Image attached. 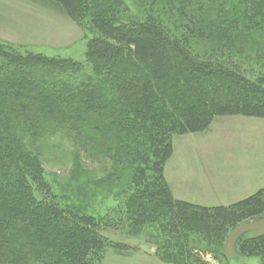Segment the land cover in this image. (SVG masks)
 <instances>
[{
    "label": "trees",
    "instance_id": "trees-1",
    "mask_svg": "<svg viewBox=\"0 0 264 264\" xmlns=\"http://www.w3.org/2000/svg\"><path fill=\"white\" fill-rule=\"evenodd\" d=\"M32 1L95 36L89 70L0 41V264H103L114 247L102 234L111 216L52 192L42 143L57 135L91 162H109L113 183L130 170L115 222L126 216L134 233L155 231L160 261L205 264L196 249L227 261L230 233L264 217V187L229 206H199L174 197L165 166L175 136L205 133L217 117L264 119V77L226 53L264 54V0H142L141 19L124 0ZM235 253L264 264V234L241 236Z\"/></svg>",
    "mask_w": 264,
    "mask_h": 264
},
{
    "label": "rangeland",
    "instance_id": "rangeland-1",
    "mask_svg": "<svg viewBox=\"0 0 264 264\" xmlns=\"http://www.w3.org/2000/svg\"><path fill=\"white\" fill-rule=\"evenodd\" d=\"M124 1L133 19L143 17L145 2ZM94 36L91 30L82 29L57 7L45 2L0 0V41L21 53L73 59L89 70L87 44ZM226 53L232 59L242 61L253 74L264 77V61L258 60L262 52L248 48L239 55ZM213 54L220 56L218 52ZM42 144L46 180L52 192L87 214L99 219L111 216L114 220L113 227L102 230L103 236L114 246L107 248L103 264H165L155 256V231L147 226L134 233L126 216L115 222L121 218L119 211L123 210L119 207L124 202L121 193L130 187L131 172L128 168L122 171V180L113 183L109 179L112 173L109 162H91L84 155L77 154L75 146L66 138L57 135ZM173 148V156L165 166V176L178 197L192 189L193 174L201 166L234 184L250 181L245 176L247 173H251L255 181H262L264 119L217 117L205 133L175 136ZM251 163L256 166L246 171V166ZM241 194L244 190L235 191L230 197L237 200L245 196ZM263 234L264 217L244 222L230 233L226 241L227 261L221 254L216 256L203 249H196L194 253L205 264H260L257 257H237L235 246L241 236ZM116 244L121 245V250L115 248Z\"/></svg>",
    "mask_w": 264,
    "mask_h": 264
},
{
    "label": "crops",
    "instance_id": "crops-1",
    "mask_svg": "<svg viewBox=\"0 0 264 264\" xmlns=\"http://www.w3.org/2000/svg\"><path fill=\"white\" fill-rule=\"evenodd\" d=\"M253 166L256 165L252 163L247 165L246 171L252 169ZM207 169L202 166L198 167V169L196 170L197 172L193 174L194 179H193V183H191L192 189H190L188 192L182 193L181 195L183 196L180 197H178L175 194L174 186H172L171 182L165 176L172 189L174 197L178 200L186 201L199 206L220 207V206H229L238 201H241L255 194L258 190L264 187V173L262 176V181L261 180L255 181L252 178V174L247 173L245 176L249 177L251 179L250 181H246V182L243 181L242 183L234 184L231 183L228 179L226 181V179L222 177L220 178L218 174H216L214 171L211 170L207 171ZM240 190H244V194H241V195H245L244 197H241L240 199L237 200H235V197L233 198L230 197L231 193Z\"/></svg>",
    "mask_w": 264,
    "mask_h": 264
}]
</instances>
